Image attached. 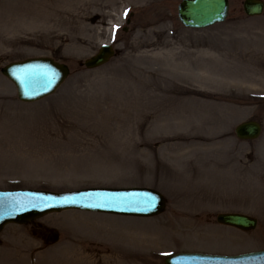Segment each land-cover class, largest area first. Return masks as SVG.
Wrapping results in <instances>:
<instances>
[{"label": "rangeland", "instance_id": "374dc122", "mask_svg": "<svg viewBox=\"0 0 264 264\" xmlns=\"http://www.w3.org/2000/svg\"><path fill=\"white\" fill-rule=\"evenodd\" d=\"M179 1L0 0V67L49 56L71 69L33 103L0 74V189L148 186L167 202L155 218L65 211L9 225L0 264H164L178 251L264 249V13L246 17L230 0L226 21L193 30L177 19ZM111 21L115 57L79 67L112 40ZM249 118L262 135L239 142L234 126ZM225 211L257 227L218 224Z\"/></svg>", "mask_w": 264, "mask_h": 264}, {"label": "water", "instance_id": "95a60500", "mask_svg": "<svg viewBox=\"0 0 264 264\" xmlns=\"http://www.w3.org/2000/svg\"><path fill=\"white\" fill-rule=\"evenodd\" d=\"M263 4L258 0H245L244 10L249 15L259 14L262 11ZM227 0H183L179 5V16L181 21L188 26L202 27L225 18L227 14ZM111 55L108 47L102 48L99 53L85 62L88 67L101 64ZM2 72L11 78L17 85L19 98L22 100H32L51 92L55 86L67 74V68L58 65L48 58L28 59L22 62L9 64L2 69ZM259 125L253 122H246L239 125L236 129L237 135L241 138H254L259 134ZM150 191L138 189L126 190H105L88 189L77 192L54 194L38 191H18V192H0V227L4 221L11 215L10 208L17 205L16 194H26L24 197V209L12 218L14 221L24 222L33 217L39 216L47 211L59 210L65 207L74 206L85 209L101 208L105 210L119 211L132 214L150 215L160 210L162 206L160 201L150 196ZM154 194V193H152ZM156 195V194H155ZM111 197H122L126 202L124 204L133 206L122 210H115L114 205H118ZM120 201V199H116ZM158 201V205H157ZM103 202L105 206H97V203ZM3 206V208H1ZM5 206V207H4ZM141 208V209H140ZM218 221L231 224L241 229H250L255 225V220L242 215H219ZM264 252L245 255L239 257L253 258L262 264L259 258ZM196 259L193 255H176L168 259L167 264H189Z\"/></svg>", "mask_w": 264, "mask_h": 264}, {"label": "bare ground", "instance_id": "6f19581e", "mask_svg": "<svg viewBox=\"0 0 264 264\" xmlns=\"http://www.w3.org/2000/svg\"><path fill=\"white\" fill-rule=\"evenodd\" d=\"M114 23H111V25H113ZM190 99H192V98H190Z\"/></svg>", "mask_w": 264, "mask_h": 264}]
</instances>
